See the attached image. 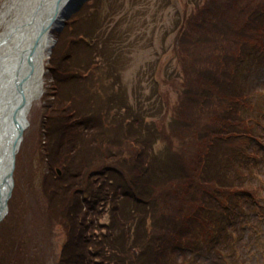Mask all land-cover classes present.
Segmentation results:
<instances>
[{"label": "trees", "instance_id": "1", "mask_svg": "<svg viewBox=\"0 0 264 264\" xmlns=\"http://www.w3.org/2000/svg\"><path fill=\"white\" fill-rule=\"evenodd\" d=\"M188 2L175 49L181 89L166 127L122 83L124 55L86 38L99 28L101 0L93 28L83 22L88 4L60 33L40 132L47 208L34 214L35 226L66 233L57 264H205L199 255L237 264L239 241L255 235V218L264 222V91L252 84L264 68V0ZM98 49L108 87L87 85L80 66ZM16 193L0 224V264H35L20 235L9 247L24 210Z\"/></svg>", "mask_w": 264, "mask_h": 264}, {"label": "rangeland", "instance_id": "2", "mask_svg": "<svg viewBox=\"0 0 264 264\" xmlns=\"http://www.w3.org/2000/svg\"><path fill=\"white\" fill-rule=\"evenodd\" d=\"M7 1L0 0V10ZM101 1L102 3L97 5L100 7L101 14L99 28L94 33L88 34L86 38L90 40L91 46H105V42H109L114 53H118H113L115 56L119 53L124 55L122 83L125 84L132 100L136 102L139 96L143 101H147L152 113L156 116L155 120L166 127L171 119L170 114L176 100L175 95L181 89L180 79L177 75L178 65L175 49L180 43V34L185 32L187 17L192 14V6L188 4V0ZM92 2L93 0H85L70 13L62 27L54 32L53 46H57L61 32L71 31L74 23L67 22L73 21L75 13L83 8L87 7L88 11V4H90V10L86 13V17H83V22L89 23V26H85L87 31L91 27L93 28L91 17H93L96 6ZM94 52L98 54H94L92 63L80 65L88 75L85 82L92 86V80L95 79L108 87L114 79L108 77L109 68L101 61L102 50L98 49ZM46 63L48 66L49 62ZM47 66L43 95L47 92L49 82L52 80L51 76L48 79L49 69ZM252 84L258 90L264 91V68L261 67L253 75ZM166 95L168 98L169 96L172 98L168 108ZM105 96L107 97V93H103L104 98ZM43 97L34 104L28 116V124L16 157L14 174L16 197L22 196L24 200L23 208H20L19 211L20 214L21 209H24V214L15 217L16 229L19 231L16 240H9V247L18 248L21 246L18 239L20 235L21 238H24V243L26 242V248L31 250V256L35 257V264H57L66 240V233L58 223H54L49 230L46 226L44 228L35 226L34 217L37 209L45 210L47 208V201L45 204L42 190L45 166L42 162L41 145L44 136L42 137L40 132L43 129L41 120L46 104ZM160 109L161 112H159ZM157 146L160 148L163 146V142L161 141ZM255 222L257 223L255 235L250 236L246 233L239 241L241 249L239 248L238 251L239 262L237 264H264V222L258 223L257 218H255ZM6 225L0 226V235L3 234ZM26 248L25 252L29 255ZM199 256L207 260L205 264H231V262L227 263V260L220 255ZM234 259L235 257L230 256V260Z\"/></svg>", "mask_w": 264, "mask_h": 264}, {"label": "bare ground", "instance_id": "3", "mask_svg": "<svg viewBox=\"0 0 264 264\" xmlns=\"http://www.w3.org/2000/svg\"><path fill=\"white\" fill-rule=\"evenodd\" d=\"M82 1L64 0L58 11H55L56 0H8L1 8L0 158L10 121L18 119L26 129L34 104L45 92V65L53 49L54 32ZM48 12L51 22L41 38ZM37 40L38 49L34 53L27 52ZM7 213L4 208L0 216L6 217Z\"/></svg>", "mask_w": 264, "mask_h": 264}, {"label": "water", "instance_id": "4", "mask_svg": "<svg viewBox=\"0 0 264 264\" xmlns=\"http://www.w3.org/2000/svg\"><path fill=\"white\" fill-rule=\"evenodd\" d=\"M64 0H56L55 2V11H58L62 6ZM48 14L44 17L43 20V29L41 32V38L46 30L47 26L51 22L48 21ZM40 37L38 38V40ZM37 41L34 42L32 46L29 47L27 52L34 53L38 46H36ZM23 55H21L22 58ZM25 126L18 119H12L9 123L7 130V135H5V141L3 143V153L0 158V214L4 208L9 212L10 209V200L13 197L15 189V168H16V157L19 151L21 141L24 137ZM61 173V170H58ZM8 214V213H7ZM3 214L0 216V222L4 219Z\"/></svg>", "mask_w": 264, "mask_h": 264}]
</instances>
